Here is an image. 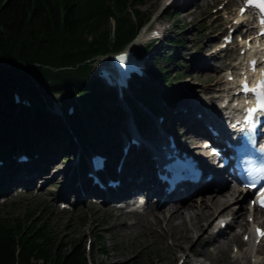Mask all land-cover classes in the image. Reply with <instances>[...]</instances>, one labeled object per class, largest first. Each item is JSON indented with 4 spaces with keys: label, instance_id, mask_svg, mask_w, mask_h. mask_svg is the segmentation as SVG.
Instances as JSON below:
<instances>
[{
    "label": "trees",
    "instance_id": "trees-1",
    "mask_svg": "<svg viewBox=\"0 0 264 264\" xmlns=\"http://www.w3.org/2000/svg\"><path fill=\"white\" fill-rule=\"evenodd\" d=\"M145 1L0 0V157L10 150L45 152L65 146L64 139L74 146L61 117L48 109L55 101L86 152L109 137L126 113L116 91L91 77L93 64L134 37L147 18L137 9ZM183 29L153 54L152 77L135 81L133 97H124L139 126L145 116L139 100L154 114H167L157 101L166 97L163 89L174 78L183 77L180 70H171L182 65L171 47L187 44ZM69 95L77 98L70 114L60 98ZM85 251L82 242L62 243L32 213L18 218L0 212V264H87Z\"/></svg>",
    "mask_w": 264,
    "mask_h": 264
},
{
    "label": "bare ground",
    "instance_id": "bare-ground-1",
    "mask_svg": "<svg viewBox=\"0 0 264 264\" xmlns=\"http://www.w3.org/2000/svg\"><path fill=\"white\" fill-rule=\"evenodd\" d=\"M168 0H163V4ZM229 3V1H228ZM247 15L245 14V18ZM159 22L155 19L150 26L149 32L154 34H148L147 31H143V37L137 40V43H146L148 40L154 39L155 43L159 41V38L163 36L162 29L158 28ZM232 25H230L231 27ZM155 30H158V35L156 36ZM166 39V38H164ZM254 39V38H253ZM152 45L147 54V60H151L152 55L155 52L156 45ZM161 48V47H160ZM158 48V49H160ZM242 48V46H240ZM263 49V48H261ZM217 52V51H216ZM212 58V57H211ZM207 58H202V62L208 65ZM213 59V58H212ZM201 61V60H200ZM198 62V66L200 65ZM220 69V67H217ZM98 70V68H97ZM226 75V74H225ZM174 82V81H172ZM171 84L168 86L166 91L167 95L170 92ZM220 81H215L216 86H219ZM226 87L215 91V87L205 86L204 89L210 92L208 99L203 101L195 97V94H190L189 90L183 91L181 100L173 102L174 106L167 107V114L163 121L151 120L150 133L154 132L160 136L163 140L168 134H173L177 138V143L179 145L185 144L191 148V150L199 155H204V149L201 147V142L198 140L197 132L201 135L209 136L208 131L205 129L204 124L218 125L222 130L224 128L225 120L220 118L221 113H217L219 110V105L223 103L224 98H227L229 94V84L230 82L226 80ZM219 88V87H218ZM212 90V91H211ZM180 91V90H179ZM166 95V97H167ZM164 98V100L166 99ZM182 105V106H179ZM224 113L227 108H222ZM174 116V120L170 121V113ZM175 117L177 119H175ZM180 117V118H178ZM154 118V117H153ZM125 135L134 134L135 129L131 121L124 120ZM177 131V129H180ZM150 133L145 131L139 132L136 135L138 141V149H144L145 147H150L151 151H157V141L150 138ZM122 135L120 130H115L113 133V138L118 139ZM136 146L130 144V149L133 150ZM148 148H145V150ZM121 157V154L117 152L115 157L111 159V164L115 165L117 160ZM40 161H35L33 168L23 167V165H18L16 161L13 162L14 165L18 166V171L14 175L12 183L7 185V190L9 193H13L18 188H23L22 194L30 199H35L40 196L47 198L51 193H45V190L38 189L36 192L31 190V188L36 186L37 179L43 180L46 178L50 172L55 170L54 175L51 176L52 179L57 178L56 175L60 176V181H63V188L56 190L57 192L53 195L56 198L66 199L69 194L70 197H74L75 202L86 201L84 206L76 205L71 209L72 214H76L82 210L90 208L91 211V221L97 219V215L100 211H109L113 216V211H111V202L103 203L108 204L110 207L98 206L95 202H99L101 198L100 195L104 193L111 194L114 198H123L128 205H135L139 197L145 198V208L143 209V214L140 217H136V220L125 224L123 220H114L107 226L108 230H116L119 226L123 232H132V230H137V232L146 235H157L161 240H164L166 236L171 238V243L169 247L171 248L170 255L172 257H177L182 259L184 264L189 263V250L195 255H215L216 253H224L223 262L224 264H264L258 261V256L252 255V249H254V243L247 241L243 244L241 241L244 234L251 235L250 227L254 224L256 220L257 223L262 222L264 224V219L259 221L258 213H264L262 209L257 207L248 206L245 204L249 197L247 191H243L238 186L227 188V183H220L221 178L216 177L213 180L206 182V187L219 186L218 189H210L208 192L205 191H195L188 192L182 191H169L165 194L158 192L161 196V201H153L155 195L154 191H149V187L154 184L158 185L157 180L154 178L152 169L150 171V162L146 163L143 159H137L135 154L128 153L124 157V165L119 173L114 172L115 178L120 180L119 186L115 188L106 187L104 190L98 188L96 184L92 182V179L88 176L82 177L80 171L77 167V157L72 155L69 147L60 146L53 154H50L48 159L43 161L42 165L39 166ZM22 167V168H21ZM220 176L219 173H216ZM40 180V181H41ZM195 185H202L201 183ZM148 191V192H147ZM58 193V194H57ZM13 195V194H12ZM52 208L55 209V203H51L54 200H49ZM229 206L236 207L233 209L232 222L228 223L224 228H221L220 222H217V231L215 233H208L207 229L211 226V223L217 217L224 215ZM51 207V206H50ZM149 208V210H148ZM121 210V209H120ZM122 211V210H121ZM136 210L132 208L129 212H124L134 215ZM117 216L120 215L122 218L123 213H116ZM250 217H253V221H250ZM67 227H71L72 223L69 221ZM239 226V230L235 231L230 229L228 232L226 229L233 228V226ZM206 234V241L202 244L200 241L201 236ZM264 242V239H263ZM261 242L259 244L260 248L264 245ZM243 245L246 248L243 249ZM199 246V247H198ZM232 246L238 248L236 254L230 253ZM146 246H144L145 248ZM107 252V249H104ZM178 252V254H176ZM252 257H255V262L252 261ZM196 260V259H195ZM199 264V263H198Z\"/></svg>",
    "mask_w": 264,
    "mask_h": 264
},
{
    "label": "rangeland",
    "instance_id": "rangeland-1",
    "mask_svg": "<svg viewBox=\"0 0 264 264\" xmlns=\"http://www.w3.org/2000/svg\"><path fill=\"white\" fill-rule=\"evenodd\" d=\"M220 7L222 8L220 9ZM236 7L237 4L235 5L233 0H172L171 5L168 6L163 5V0H146L143 4L137 6V9L147 16L142 23L141 31L145 28L150 29L155 19L159 22V25L155 26H159L158 28L163 30L161 31L163 36L159 38L158 42H154L156 45L155 50L162 47L165 40L164 38L173 37L174 34L180 32V27H184L181 33L182 36L186 38L187 44L185 46L175 45V47H171L173 48L171 49V53L177 52L178 58L182 64L179 67L171 68V70L173 73L176 69L180 70L183 77L178 80H175V78L173 79L174 82H172L169 94L166 99H163L161 102V104L168 106L169 110L174 106L173 102L181 100V92L183 91L189 90L190 94L194 93L196 98L202 100L205 98L203 101L207 100L210 92L204 89V87L207 85L215 87L216 80L220 82L219 86H216L214 90L220 93L218 90L226 87L225 82L227 77H225V70L229 68L230 70L237 71L236 66L243 63V59L239 58L241 55V48L239 46H233L227 50L218 49V44L221 43L222 36L231 29V20H229V18L232 19L233 17L230 16L235 15ZM132 17L133 15L131 18ZM134 19L137 21V18ZM110 22L111 26H113L114 20ZM235 34H237V31ZM142 38V35H140L138 40ZM234 41L239 43L238 35L234 36ZM141 45L142 44H138V47ZM204 57L207 58L206 60L207 63H209V67L206 65V62H202V58ZM199 61L200 65L198 66ZM217 67H220V69H217ZM60 98L67 103L74 102L76 99L73 95L60 96ZM173 117L171 111L170 121L174 120ZM153 119H155V117ZM175 119L177 118L175 117ZM180 130L181 128L177 129V131ZM198 140H200L201 147L204 149V141L199 137ZM102 141L105 145V140L102 139ZM204 151L207 152L206 149H204ZM54 172L55 170L50 172L43 180L37 179L36 186L31 188L34 192L40 189L52 195H49L47 198L42 195L35 199H30L22 194L24 191L23 188H18L13 193L8 192L3 199H0V212L4 216L8 215L18 218L24 217L25 214L32 213L34 214L35 220L40 221L46 226L50 234L56 236L62 243L82 242L86 247L87 244L88 247L92 245L91 249H86L85 258L87 264H103L112 261L126 260H139L142 264H172L179 260V258L170 255L172 250L169 244L172 240L168 236H166L164 240H161L159 236L155 234L143 236V234L137 232V230L123 232L121 229L122 226H119L116 230L107 229V226L114 222V220H123L125 224L135 221L136 217H140L143 214L142 209H140V213L135 212L134 215H132L124 213L127 212L129 208L121 211L113 206H111V208L108 204L93 201L98 206H109L111 211H113V216L109 211L102 210L98 213L97 219L92 222L90 218L92 210L90 208L72 214L71 209L73 207L79 204L84 206L86 201L78 202L77 204L74 197H70L71 194H69L66 199L53 196L61 187L63 188V181H60L59 175H56L57 178L55 179L51 178ZM232 187H234V185H229L223 191ZM49 200H54L51 203H55V209L52 208ZM245 204H247V200ZM63 205H65L66 208H63ZM234 208L236 207L229 206L228 211L224 215L214 219L211 226L207 229V234L213 232V230L215 231V226L219 218H224L226 220L229 217L231 218ZM121 212L123 213L122 218L120 215H116V213ZM69 221L72 223V226L68 228L66 224ZM230 229L238 231L240 228L235 225L233 228L226 229V231L228 232ZM100 239H102L101 242L104 244L99 245L98 240ZM205 241L206 234L201 236L199 242L204 244ZM241 241L243 244L247 243L243 238ZM144 246L146 247L144 248ZM242 248L245 249L246 245H243ZM104 249H107V252ZM238 251L236 246H232L230 249V253L232 254H236ZM251 251L252 255L259 257L258 261L264 263V245L261 246V248L259 245H255L254 249ZM176 254H178V252ZM188 254V264H224V253L222 252L216 253L215 255L206 254L204 256L199 254L195 256L189 250ZM251 259L254 262L256 260L255 257Z\"/></svg>",
    "mask_w": 264,
    "mask_h": 264
},
{
    "label": "snow or ice",
    "instance_id": "snow-or-ice-1",
    "mask_svg": "<svg viewBox=\"0 0 264 264\" xmlns=\"http://www.w3.org/2000/svg\"><path fill=\"white\" fill-rule=\"evenodd\" d=\"M248 2L249 3L256 2L257 6L260 8V10L262 12H264V0H248ZM120 59H123V57H121ZM260 87L264 88V84L260 85ZM245 90H249V89H247V87H245ZM262 96H264V93H262ZM259 110L264 111V99H262L261 102L259 103ZM250 111H255V109L250 110ZM259 203H260L261 207H264V190H262V192H261V198L259 200ZM257 233L259 235H264V231H261L259 229H257Z\"/></svg>",
    "mask_w": 264,
    "mask_h": 264
}]
</instances>
